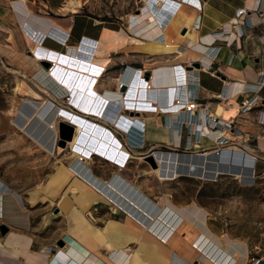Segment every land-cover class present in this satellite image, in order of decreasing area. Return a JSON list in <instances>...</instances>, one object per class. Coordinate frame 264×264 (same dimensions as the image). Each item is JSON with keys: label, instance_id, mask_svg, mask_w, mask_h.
Here are the masks:
<instances>
[{"label": "crops", "instance_id": "crops-1", "mask_svg": "<svg viewBox=\"0 0 264 264\" xmlns=\"http://www.w3.org/2000/svg\"><path fill=\"white\" fill-rule=\"evenodd\" d=\"M141 1L138 11H142L144 16L132 18L129 14L121 23L118 20L85 16L79 10L82 1L80 4H69L68 0H0V32L22 31L26 43H29L25 36L27 29L22 27L24 22H27L28 28L38 31H44L46 26L56 24L69 33L67 42L61 45L49 39L59 47L47 46V39L44 38V45L52 51H64L66 54H72L76 45L83 43L84 37L93 41L95 47L99 40L113 39L119 35V45L105 48L100 54L107 60L98 73L99 79L106 65L108 68L113 66L116 70L117 61L125 67L126 74H119L124 82L129 80L134 72V81L137 82L139 77L146 83L156 69L159 73L164 70L167 73L177 70L179 75H183L185 71L188 89L182 81L175 80L172 84L171 79L164 78L157 82L161 87L176 86L175 89H169L168 102L180 96L187 99L197 97L198 101L205 104L219 119L234 117L240 129L249 135L246 141L242 134L232 136L239 151L250 162L255 161V164L264 160V83L258 84V79L264 76V0ZM159 1L162 6H158ZM198 3H201L200 10L195 5ZM240 8H244V12L238 14ZM151 12L154 13L152 16L148 14ZM77 19L89 21L93 28L91 33L74 32ZM123 46L125 49L119 51L118 48ZM27 47L31 53L30 43ZM108 52L109 58L103 56ZM94 53L92 50L91 55ZM117 53H121L120 60H117ZM194 63H199V66L196 67ZM146 72L149 73L148 78L143 77ZM117 77L115 75L113 78L116 80ZM159 91L166 90H157ZM254 93L259 97L255 106L240 112L241 101ZM166 99L162 94L158 97L161 107L166 106ZM149 109L137 112L143 119H147L145 136L154 139L159 129L162 133L166 132L164 119L167 113L164 109ZM195 120L197 124L188 128L191 132L195 129L196 135H199L200 130L202 134L209 132L199 115ZM182 127L184 126L180 125L173 130L170 135L172 140L168 143H179ZM218 133L221 131L213 134L209 132L205 138L198 141L199 144L188 140L186 145L189 148L202 146V149L208 146L213 148L214 145L220 147L219 143L214 141V136ZM224 144L226 143L221 146H227ZM148 199L151 201L145 202L148 204L145 213L148 215L150 211L148 218L151 219L159 209L153 207L152 201L159 199L154 201L150 196ZM168 203L179 207L171 199ZM58 207L64 212L68 222L50 228L46 216H41V221H38L34 212H29L14 192L0 189V227H5L4 232L0 230V264H57V261L58 264H68L70 259L63 261L51 258L59 247H66L75 258L89 264L92 260V264H208L199 258L201 254L198 257L194 253L192 256L185 254L172 241H165L156 231L148 230V218L143 221L135 220L130 217L128 207L122 210L109 204L101 217V225L93 224L92 214L91 218L85 215L88 209L79 208L71 198H61ZM154 208H157L156 211ZM117 211L118 217L115 215ZM88 213L90 214V211ZM126 215L132 219L128 223H131L133 228L127 225ZM115 220L124 226L116 228L111 223ZM166 220L171 218L167 216ZM60 239L65 245L56 246ZM57 253L58 251L56 257ZM204 257L208 258L206 255Z\"/></svg>", "mask_w": 264, "mask_h": 264}, {"label": "rangeland", "instance_id": "rangeland-1", "mask_svg": "<svg viewBox=\"0 0 264 264\" xmlns=\"http://www.w3.org/2000/svg\"><path fill=\"white\" fill-rule=\"evenodd\" d=\"M68 1L69 4L76 2L80 4L82 1L79 10L85 16L102 20H118L121 23L127 19L129 14L139 13L138 10L142 4L141 0ZM92 29L89 21L77 19L74 32L86 31L91 33ZM47 36L41 40L43 46L46 47L44 40L47 39L45 42L47 46L59 47ZM27 45L22 31L0 32V189L14 192L21 200L22 205L27 207L29 212L31 210L34 212L38 221H41V216H46L49 227L52 228L68 222L67 218L64 217V212L58 207V201L60 194H65V197L71 198L70 193L73 186L69 181L61 184L58 188L59 194L54 199L50 196L49 189L62 177L58 171H62L63 164L68 163L72 149L67 143L64 146L60 145L59 122L57 134H55L52 128H49V121L51 120L48 118L49 114L54 108L65 106L95 120L99 116L93 115L94 117H92L89 115V111H82L67 101L64 87L52 78L53 75L50 78L47 73V70L53 66V61L43 56L35 57L29 52ZM118 49L123 51L125 47ZM57 51L59 52V50ZM105 55L109 58V52L103 54V56ZM116 57L117 60H120L121 53H117ZM42 60L49 61L50 65L46 67ZM115 66L118 67L116 70L113 66L108 68L106 65V69L101 73L97 84L99 91L105 88L114 89L117 81L113 77L115 75L117 77L121 73L126 74L125 67L121 65L120 61H117ZM35 82L45 88L46 91L36 86ZM28 87L37 91L40 98L34 99L26 94ZM123 90L126 91L127 89ZM42 100L44 101L41 104L44 105L37 115H33V110L35 111L37 108L35 106H38ZM25 106L32 109L29 114L24 111ZM130 114L139 115L136 111ZM155 119L153 118V120ZM146 121L147 119H142L143 123L140 127L135 123L131 124L127 132H124L120 125L119 127L106 123L128 151L142 156V159L129 158L131 161H128L126 167L121 169L122 174L140 186L148 197L150 196L154 200H158L164 193L170 194L166 196V200L170 201L171 199L185 214H190L189 211L196 206L200 208L204 212L206 221L205 227L202 226L204 230H202L207 231L216 239L220 237L228 241V246L235 245L239 250L242 249L244 251L242 255L236 250L232 253L234 257L242 260L243 264H252L254 258L264 257V160L250 168L240 167L245 175L235 174L227 170L213 177L182 173L173 179L160 180L152 173V168L156 167L157 163L155 161L156 164L153 165L147 160L145 157L147 154H153L156 150L179 152L177 163L187 168L189 163L192 164L189 158L191 154L188 153L198 149H200L198 151L204 152L212 147L208 148V146L202 149V146H195L189 148L186 145L187 136L190 135L193 138L197 130L191 132L188 129L190 124L188 126L182 124L184 121L181 123L184 127L179 132V143H168L172 139L166 118L164 120L166 132L162 133L159 129L156 134L157 137L154 135V139H148L144 133L147 132L145 129ZM159 121L162 122V120ZM41 122L44 123L41 124ZM177 128L174 127V129ZM196 136L199 137V140L206 137L201 130ZM196 140L198 138L194 141ZM216 147L213 146V148ZM84 157L88 160L90 171L99 177L111 179L114 176L112 172L118 170L119 166L110 162L106 157L95 154L90 157L84 155ZM244 158L248 159L246 156ZM204 162L203 160L201 163L196 162L197 164H192V167L196 169L200 167L202 171ZM239 164L241 166L242 163ZM73 165L74 161L70 167L72 168ZM108 206L109 204L99 201L91 206L88 211L86 210L85 215L91 218L92 214L93 224L101 225V217ZM55 208H57V212H54ZM89 211L90 214H88ZM117 212L115 215L118 217L119 211ZM203 240H201V245H204L205 242L208 245L211 243V251L217 256L219 252H217L214 242L206 239L203 242ZM63 245H65L64 241L62 245L58 244V241L56 242V246ZM199 258L204 259L208 264H217V262H213L214 259L211 260L209 257L206 258L201 255Z\"/></svg>", "mask_w": 264, "mask_h": 264}, {"label": "bare ground", "instance_id": "bare-ground-1", "mask_svg": "<svg viewBox=\"0 0 264 264\" xmlns=\"http://www.w3.org/2000/svg\"><path fill=\"white\" fill-rule=\"evenodd\" d=\"M144 1L149 2V0H143V2ZM161 1H159L158 6L163 5L161 4ZM150 4L151 3H149V5ZM152 10L154 11V9ZM148 14L152 16L154 13L151 12ZM158 15L155 16L158 17ZM142 16H144L142 11H139V13L130 14V17L132 18H140ZM23 26L27 29V35L25 36H27L26 38L31 45V53L35 57L43 56L53 61V66L51 69L47 70V73L50 78L53 75L54 77L52 78L56 80L60 86L64 87L67 94L66 100L70 101L73 106H76L82 111H89V115H92V117L96 115L99 116V118L95 120L91 117L89 118L78 112L72 111L70 108L65 106H58L54 108L51 114H49L48 118L49 120L51 119L49 121V128H52L55 134H57V125L60 121L67 122L74 126L72 138L66 141L67 145L72 149V153L70 152L71 155L68 158V163L63 164L62 171H58L62 177H60L58 182L52 184L50 187L51 189H49L51 198L54 199L59 194L58 188L61 184L63 185L69 181V183L73 186L70 193L71 199L77 203L79 208L89 209L99 201H103L106 204L114 203L116 204V207L121 208L122 210L128 207L129 211L131 212L130 217H133L135 220H145V218L149 217L150 212H148V215L145 213V209H147L146 205H148L145 204V202L151 200L148 199V195L140 188V186H138L132 180H129L121 172V169L126 167L127 162L131 161L129 158L142 159V156L128 151L124 144L106 125V123H111L113 126L120 125L122 130L127 132L131 124L135 123L140 127L144 122H142L143 118L140 115L130 114L131 112L152 108L154 111H160L161 109L165 110L164 112L167 113L166 120L168 126L170 127L171 135L173 130H175L174 127H179L183 121L184 122L182 124H185L186 126L189 124L195 126L197 122L192 120V116L186 112L185 109L180 108L179 105L181 103H176L180 100V98H182V96L178 97V99H173L172 102L170 101L171 103L168 102L169 89H175L176 86L166 85L161 87L157 85L158 81L164 80L165 78L171 79L172 84L175 82V80L176 82L182 81L184 82L185 88L188 89L185 71L183 72V75H179L177 73L179 71L177 70H171L168 73L164 70V72L160 71L159 73L156 69L152 72L150 80L146 83L144 82V79H140L139 77L137 78V82L134 81L135 72L134 74L132 73L131 77L126 81V83L120 79L121 76L119 75L116 79L117 85L115 86V89L105 88L104 90L99 91L97 88V82L99 79L98 73L105 66L107 60L106 58H102L100 54L105 50V48L118 46L119 42H121V36L117 35L113 39L104 38L99 40L95 47L93 46V41L85 39L84 37V40H81L83 43L79 42L81 44L76 45L72 54H66L63 52L60 53L52 51L43 46L41 43V40L46 35H48L47 37L53 40L57 39L56 41H60L63 45L64 42H67L66 36L68 35V32L64 31L58 25H48L44 31L33 30L30 27L28 28L27 22H24L22 27ZM92 50L95 52L94 55H91ZM101 73L100 75H102ZM61 78H64V80H61ZM35 83L37 84V82ZM36 86H38L43 91H46V89L41 87L39 84ZM123 86L124 89H127L126 91L123 90ZM159 89L166 90L167 92H157ZM26 94L34 99L40 98L39 93L33 89H30L29 87L26 89ZM161 94L167 98L166 101L168 105L166 104L164 107H161L160 102L158 101V97ZM43 101L44 100L40 101V104L38 105L39 107L37 105L35 106L37 108L35 111L33 110V115H37L39 113L40 108L44 105L41 104ZM24 111L29 114L32 109H29L28 106H25ZM200 118L203 117L200 116ZM39 119H41V117H39ZM43 123L44 122H41V124ZM202 124L205 125L203 122ZM206 133L204 132V136ZM211 133L213 134L214 132ZM225 135L229 137L228 133ZM214 140H217V138L215 137ZM224 145L227 146L211 148L205 152L196 151L188 153L191 155L207 156L219 152V150L225 151L220 152V156L218 158L222 161H205L202 171L200 170V167L199 169H194L190 163L187 168L182 167L183 165L180 166V164L177 163L179 152L156 150L153 154H151L157 163V166L152 168V173L160 180L173 179L182 173H193L203 177H213L227 170L235 174L245 175L241 171L242 169H240V167L245 168L242 166L243 164H241V166L238 165L239 163H242L240 156H238V154H231L228 152L230 150L240 152L238 147H236V145L230 144ZM93 154L106 157L110 162H113L119 166L118 170L112 172L114 176L111 179L99 177L98 175L94 174L93 171H90L88 160L86 157H84V155H88L90 157ZM73 161L74 165L71 168L70 164ZM244 162L248 164L252 163L246 158H244ZM207 163L216 165H212L207 168ZM169 195L170 194L164 193L158 201H152L153 207H158L159 209L157 214L151 216V219L148 218V222L150 223L146 227L148 230L156 231V233L160 235L165 241H172L173 244L178 246V249L180 251H184L185 254L187 253L192 256L194 253V255H197V257L200 254L202 256L206 255L209 257V259H214L215 261L213 262H217V264H243L242 260L234 257L232 253V251L236 250L239 251L241 255L244 254V251L240 247L239 248L241 250H239L235 245L228 246V241L220 237L216 239L212 237V235H209L207 231H203L204 229L202 226L205 227L206 221L204 218V212L200 208H197L196 206L190 211V214H185V212L182 211L180 207H173L171 206L172 204L170 205L168 203L166 196ZM63 197H65V194H60L59 199ZM126 216L127 225L132 226L133 228V225L128 223L132 219L128 215ZM167 216H169L171 220L167 221ZM156 222L161 223L156 224ZM111 223L116 228L118 226H124L123 224H119L116 220L112 221ZM197 232H200V234ZM203 239L214 242V246H216V250L219 252L217 256L216 253L214 254L211 251V243L208 245V243L205 242L204 245H201V240ZM57 251L58 256L56 257ZM56 252L52 254V259L63 261L70 259L69 262L67 261L68 264H89L81 261V259L75 258L71 252L69 253L63 247L57 248ZM92 261H90V264L93 263Z\"/></svg>", "mask_w": 264, "mask_h": 264}, {"label": "built area", "instance_id": "built-area-1", "mask_svg": "<svg viewBox=\"0 0 264 264\" xmlns=\"http://www.w3.org/2000/svg\"><path fill=\"white\" fill-rule=\"evenodd\" d=\"M195 5H196V8H198L199 10L201 9V3L195 4ZM243 12H244V8H240L238 11V14L243 13ZM68 37H69V33L66 36V41H67ZM47 38H49V37H47ZM56 42L63 45L60 41H56ZM143 77H144V73H143ZM262 83H264V76H262L261 79H258V84L262 85ZM176 99H178V98H176ZM258 99H259V97H258L257 93H254L251 96L244 98L240 103V105H241L239 108L240 112H245L246 110L251 109L253 106H255ZM176 103H181L179 105L180 108L185 109V111L188 112L192 116L193 121L197 122V120H195L196 116L197 117H198V115L202 116L203 118H201V122L205 123V125L209 128V132L216 133L218 130H220L221 133L215 134V136H214V138L215 137L217 138V140H214L215 143H219V145H221L222 143H226V144H230V145H238L237 143L234 142V140L232 139V136H238L241 134L243 135V138L245 141L249 139V135L247 133H244L240 129V127L237 125L236 121L234 120V117H231L228 120L219 119L215 115V113L210 111L209 108L205 104H202L200 101H198L197 97H191L188 99L186 97H182ZM227 133L229 134V137L225 135ZM207 134H209V133H206L205 136H207ZM196 138H197V136L195 133V136L193 138L190 135L187 136V141L192 140V139H193L192 141H194ZM196 141L197 142L199 141V137H198V140H196ZM253 159L255 160V157H253ZM252 163L253 164H251V163L248 164V163L243 162V166L246 168H250V167L255 165V161ZM256 259L257 258H254L253 262Z\"/></svg>", "mask_w": 264, "mask_h": 264}, {"label": "water", "instance_id": "water-1", "mask_svg": "<svg viewBox=\"0 0 264 264\" xmlns=\"http://www.w3.org/2000/svg\"><path fill=\"white\" fill-rule=\"evenodd\" d=\"M43 62H44V64H45L46 67H48L50 65V62L49 61L44 60ZM194 65L196 67H198L199 66V63H194ZM148 77H149V73L146 72V74H144V78H148ZM123 88H124V86H123ZM73 132H74V126L72 124H69V123L64 122V121H60L59 122V136H60V142L59 143H60L61 146H64L65 143H66V141L67 140H70L72 138ZM220 152H225V151L219 150V152H216V153H213V154H210V155H207V156L190 155L189 158H190L192 164H194L196 162L201 163L202 160L203 161H209V162H214V159H215V162L216 161H222V160H219L218 159L219 156H220ZM228 152L231 153V154H238V156H240V158L242 160V164H243L244 157H245L244 154H242L241 152L233 151V150H230ZM145 157L153 165L156 164L155 163V160H154V158H153V156L151 154H147ZM207 165L208 166H211L212 164L207 163ZM238 165L240 166V164H238ZM220 166H223V165H220ZM194 169H196V168H194ZM54 212H57V208L54 209ZM0 230H1V232H4L5 231V227H3V226L0 227ZM58 244L62 245L63 244V240H59L58 241ZM252 264H264V257L257 258Z\"/></svg>", "mask_w": 264, "mask_h": 264}]
</instances>
